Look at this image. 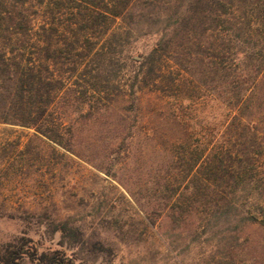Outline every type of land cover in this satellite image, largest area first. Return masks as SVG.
Masks as SVG:
<instances>
[{"label":"trees","instance_id":"trees-1","mask_svg":"<svg viewBox=\"0 0 264 264\" xmlns=\"http://www.w3.org/2000/svg\"><path fill=\"white\" fill-rule=\"evenodd\" d=\"M61 102L115 129L118 158L159 160L158 214L213 264H264V0H0V124L74 154ZM23 245L0 264H74Z\"/></svg>","mask_w":264,"mask_h":264},{"label":"rangeland","instance_id":"rangeland-1","mask_svg":"<svg viewBox=\"0 0 264 264\" xmlns=\"http://www.w3.org/2000/svg\"><path fill=\"white\" fill-rule=\"evenodd\" d=\"M153 42L138 38L132 52H147ZM59 107L74 124V154L30 128L0 124V249L25 242L36 257L59 251L74 264L217 262L204 235L196 240L188 225L174 227L158 214L162 191L145 168L156 157L139 156L135 142L129 158H118L109 137L115 129L100 133V122L80 118L65 102ZM21 264L37 263L24 256Z\"/></svg>","mask_w":264,"mask_h":264}]
</instances>
